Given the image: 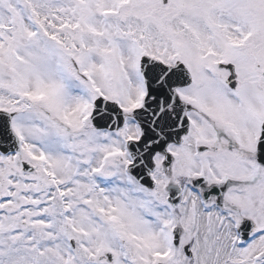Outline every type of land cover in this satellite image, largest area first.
I'll return each instance as SVG.
<instances>
[{
  "label": "snow or ice",
  "instance_id": "obj_1",
  "mask_svg": "<svg viewBox=\"0 0 264 264\" xmlns=\"http://www.w3.org/2000/svg\"><path fill=\"white\" fill-rule=\"evenodd\" d=\"M0 264H264V0H0Z\"/></svg>",
  "mask_w": 264,
  "mask_h": 264
}]
</instances>
